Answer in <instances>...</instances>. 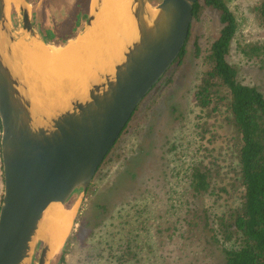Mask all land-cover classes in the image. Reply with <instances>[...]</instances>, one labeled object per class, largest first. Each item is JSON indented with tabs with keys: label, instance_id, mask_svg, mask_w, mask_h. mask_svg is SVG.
<instances>
[{
	"label": "water",
	"instance_id": "95a60500",
	"mask_svg": "<svg viewBox=\"0 0 264 264\" xmlns=\"http://www.w3.org/2000/svg\"><path fill=\"white\" fill-rule=\"evenodd\" d=\"M152 1L129 0L130 33L117 31L118 47L94 60L83 94L72 93L65 105L50 110L42 98L60 83L36 78L20 46L32 39L56 45L47 43L35 27L29 0H22L17 9L0 0V264H51L62 255L99 169L184 49L199 0ZM103 7L104 0H92L83 29L56 47L95 29ZM77 193L78 200L69 208ZM52 205L74 211L69 235L55 256L38 234Z\"/></svg>",
	"mask_w": 264,
	"mask_h": 264
},
{
	"label": "trees",
	"instance_id": "16d2710c",
	"mask_svg": "<svg viewBox=\"0 0 264 264\" xmlns=\"http://www.w3.org/2000/svg\"><path fill=\"white\" fill-rule=\"evenodd\" d=\"M206 7L221 13L224 27L217 39L208 40L203 47L196 46L202 69L193 100L203 114L195 124L201 149H197L198 155L189 164L179 165L181 147L176 142L169 147L173 158H168L170 173L167 171V174L178 178V184L182 182L183 190L190 194L188 201L178 200L172 208L176 206L178 211L187 208L192 214V224L204 231V239L218 250L221 264H264V93L255 86L243 84L238 69L228 60L239 26L225 0H199L193 23ZM254 12L259 27L264 29V0L255 5ZM190 35L191 31L189 38ZM68 42L58 44L63 46ZM186 45L173 65L181 63ZM238 46L248 63L264 71V40ZM1 132L0 122V140ZM219 138L225 143V152L221 149L216 156L215 150L204 143L212 145ZM119 141L103 165L114 167L125 158L128 146H119ZM199 151L203 154L199 155ZM0 165V183L4 184L1 145ZM202 198L211 203L199 205ZM1 203L2 195L0 208ZM133 210V219L123 226L122 233L101 239L96 253L88 254L86 264H142L143 256L155 251L153 226L148 225L155 208L133 207ZM162 227L159 223L158 231ZM67 247L66 244L58 264H67Z\"/></svg>",
	"mask_w": 264,
	"mask_h": 264
},
{
	"label": "rangeland",
	"instance_id": "374dc122",
	"mask_svg": "<svg viewBox=\"0 0 264 264\" xmlns=\"http://www.w3.org/2000/svg\"><path fill=\"white\" fill-rule=\"evenodd\" d=\"M261 1L225 0L239 26V35L232 44L228 60L238 69L243 84L255 86L264 93V71L248 63L238 46L264 40V29L259 27L254 12L255 5ZM13 18L17 23L15 15ZM223 27L221 13L211 7H206L192 22L181 63L173 65L141 103L119 141V146H128L127 155L114 167L104 164L84 196L67 241V264H86L88 254L96 253L101 239L119 236L123 226L133 219V207L155 208L148 223L153 226L155 251L143 256L142 264L222 263L218 250L204 239V231L192 224V214L187 208L179 211L176 206L172 208L178 200L188 201L190 194L185 193L183 183L178 184V178H170L167 171L170 173L168 158H173L168 150L174 142L181 147L179 165L189 164L198 155L197 149H201L195 124L197 117L203 114L193 100L202 69L196 46L203 47L208 40L217 39ZM16 30H20L18 23ZM216 132L221 134L219 129ZM204 145L213 148L216 156L221 149L225 152V143L220 138L212 145ZM199 152V155L203 154ZM3 189L4 185L0 183V196ZM78 195L68 203L69 208L74 206ZM204 203L211 202L203 198L198 201L199 205ZM159 223L163 225L161 231L157 229ZM197 223L202 227L200 222ZM60 256L51 264H58Z\"/></svg>",
	"mask_w": 264,
	"mask_h": 264
},
{
	"label": "bare ground",
	"instance_id": "6f19581e",
	"mask_svg": "<svg viewBox=\"0 0 264 264\" xmlns=\"http://www.w3.org/2000/svg\"><path fill=\"white\" fill-rule=\"evenodd\" d=\"M22 0H8L12 8H19ZM129 0H104V7L98 26L84 38L72 41L65 47L44 45L37 39L24 40L21 51L27 66L36 78L45 81L52 78L60 86L49 91L42 98L43 105L52 110L66 104L70 94H83L92 76L94 60H101L105 53L114 51L120 44L117 31L124 35L132 30ZM74 211L60 209L53 205L45 213L39 229V236L51 245V256L63 246L73 222Z\"/></svg>",
	"mask_w": 264,
	"mask_h": 264
},
{
	"label": "flooded vegetation",
	"instance_id": "af4514ba",
	"mask_svg": "<svg viewBox=\"0 0 264 264\" xmlns=\"http://www.w3.org/2000/svg\"><path fill=\"white\" fill-rule=\"evenodd\" d=\"M33 22L50 44L70 40L85 26L92 0H29ZM154 2V0L152 1ZM58 45H57V44Z\"/></svg>",
	"mask_w": 264,
	"mask_h": 264
}]
</instances>
